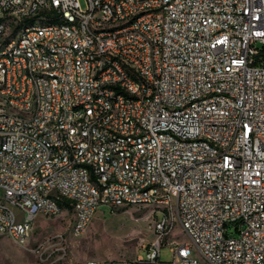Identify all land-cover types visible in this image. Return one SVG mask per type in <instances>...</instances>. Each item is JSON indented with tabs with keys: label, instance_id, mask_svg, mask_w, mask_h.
I'll return each instance as SVG.
<instances>
[{
	"label": "built area",
	"instance_id": "1",
	"mask_svg": "<svg viewBox=\"0 0 264 264\" xmlns=\"http://www.w3.org/2000/svg\"><path fill=\"white\" fill-rule=\"evenodd\" d=\"M82 2L0 0V237L148 206L142 255L85 264H264V0Z\"/></svg>",
	"mask_w": 264,
	"mask_h": 264
},
{
	"label": "rangeland",
	"instance_id": "2",
	"mask_svg": "<svg viewBox=\"0 0 264 264\" xmlns=\"http://www.w3.org/2000/svg\"><path fill=\"white\" fill-rule=\"evenodd\" d=\"M80 4L83 6L82 0ZM148 206H127L110 210L99 205L84 233L72 237L66 227L70 222L67 209L52 216L38 215L25 242V248L0 237V264H85L88 259L132 258L143 254L142 248L155 239L156 218ZM169 247L191 243L175 224L163 237ZM41 244V251L36 247ZM158 257L168 262L171 252L160 242Z\"/></svg>",
	"mask_w": 264,
	"mask_h": 264
},
{
	"label": "crops",
	"instance_id": "3",
	"mask_svg": "<svg viewBox=\"0 0 264 264\" xmlns=\"http://www.w3.org/2000/svg\"><path fill=\"white\" fill-rule=\"evenodd\" d=\"M63 205H64V203L62 202V203H61V206H63Z\"/></svg>",
	"mask_w": 264,
	"mask_h": 264
}]
</instances>
